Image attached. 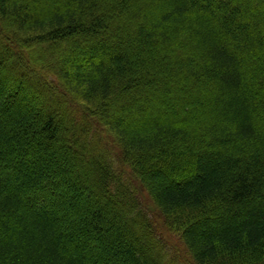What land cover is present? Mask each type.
Returning a JSON list of instances; mask_svg holds the SVG:
<instances>
[{
	"label": "trees",
	"instance_id": "obj_1",
	"mask_svg": "<svg viewBox=\"0 0 264 264\" xmlns=\"http://www.w3.org/2000/svg\"><path fill=\"white\" fill-rule=\"evenodd\" d=\"M0 43V264H264V0H0Z\"/></svg>",
	"mask_w": 264,
	"mask_h": 264
},
{
	"label": "rangeland",
	"instance_id": "obj_2",
	"mask_svg": "<svg viewBox=\"0 0 264 264\" xmlns=\"http://www.w3.org/2000/svg\"><path fill=\"white\" fill-rule=\"evenodd\" d=\"M1 44V43H0ZM39 48H40V50L41 49H43L44 48V46L42 47L41 45L40 46H38ZM42 47V48H41ZM64 50H63V52H62V54H64V55H66V54H68L67 52H68V49H72V46H71V44H68V45H63V47H62ZM44 51V53H42V54H44V56H45V58H48V59H50V60H56V57H57V55H59L60 54V51H50L47 47H45L44 49H43ZM69 50V51H70ZM6 50H5V47H2L1 45H0V56H3L4 55V53H6L5 52ZM37 52H38V50H36ZM19 52H20V55L22 56V57H24L23 58V61H24V59H26V55H25V51L24 50H22V49H19ZM67 56V55H66ZM8 60V59H7ZM48 76H50V75H46L45 77L47 78ZM52 76H50V77H48L49 79L51 78ZM40 97H41V101H43V100H45L44 98H45V95L43 96V95H40ZM62 115V117L63 118H65L64 120L68 123V125H70L71 126V124H70V122L72 121V117L70 116V115H68V114H65V113H62L61 114ZM61 119V118H60ZM70 121V122H69ZM82 141H83V139H82ZM108 150H110L111 151V149H108ZM99 154H100V152H99ZM108 154H110L111 155V153H109L108 152ZM114 154V153H113ZM114 156H116L115 154H114ZM160 234H161V238H162V240L164 239L165 241L168 239L169 240V242H172V240H174L175 241V239L173 238V239H170V238H168L166 235H165V232L164 231H161L160 230ZM166 237V238H165ZM164 240H163V242H164ZM160 240H157V239H152L151 240V244H153V246L154 247H160V242H159ZM173 244H175V242L173 243ZM171 245V244H170ZM171 247L172 248H176V246L175 245H171ZM167 253H168V264L170 263V264H175V262H174V260H173V253H169L168 251H167ZM166 258V259H167ZM179 262V261H178ZM177 261H176V263H178ZM188 263H189V261H188ZM165 264H167V262L165 263ZM178 264H182V262L180 261ZM189 264H191V263H189Z\"/></svg>",
	"mask_w": 264,
	"mask_h": 264
}]
</instances>
